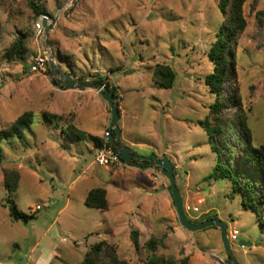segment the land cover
<instances>
[{
  "label": "rangeland",
  "instance_id": "1",
  "mask_svg": "<svg viewBox=\"0 0 264 264\" xmlns=\"http://www.w3.org/2000/svg\"><path fill=\"white\" fill-rule=\"evenodd\" d=\"M34 5L51 15V22L57 19L47 39L44 30H37L40 14ZM243 13L247 26L235 41L236 77L228 82L225 95L237 86L253 143L260 145L264 0H246ZM223 19L219 0H0V129L25 111L35 116L22 139L3 143L0 264H81L100 241L114 245L129 264H147L151 252L145 243L150 238L159 244L157 254L173 257L178 264H228L220 228H185L169 180L160 170L126 162L100 166L93 142L62 133L57 123L65 128L72 123L102 138L111 124V109L95 89L54 85L52 55L57 70L81 81L104 78L116 87L122 142L141 154L166 153L175 165L188 218L224 221L229 236L239 231L230 241L239 263L264 264V225L257 214L242 206L240 195L232 196L230 181L206 180L218 156L199 122L209 118L215 100L206 84L214 69L208 52ZM22 35L25 60L5 58L7 48ZM37 55L46 56L45 71L32 73L30 63ZM157 63L176 71L172 88L153 82ZM235 114V105L224 108L225 118ZM229 143L239 162L242 147L235 131ZM6 169L21 174L16 191L4 189ZM96 187L107 189L108 209L85 204ZM9 197L35 218L12 219ZM133 230L139 231V248L132 241Z\"/></svg>",
  "mask_w": 264,
  "mask_h": 264
},
{
  "label": "trees",
  "instance_id": "2",
  "mask_svg": "<svg viewBox=\"0 0 264 264\" xmlns=\"http://www.w3.org/2000/svg\"><path fill=\"white\" fill-rule=\"evenodd\" d=\"M246 0H219V7L224 16L223 22L213 42L208 56L214 65L213 71L206 77V84L210 92L215 96L214 102L210 105L211 115L199 123L207 129L211 137V149L218 156L213 171L206 177V180H228L232 185V196L240 195L241 204L245 209L255 212L259 222L264 225V143L257 145L253 143L251 129L248 126L247 117L243 110L242 100L238 94L237 86H233L231 94L225 95L228 82L236 77L235 65V41L245 30L247 20L243 13V6ZM34 11L42 14L34 5ZM44 13V12H43ZM25 35L19 36L7 48L4 57L12 60H25L27 54ZM153 82L162 88H172L177 79L176 71L166 63H157L152 74ZM118 99L116 87L111 86L106 79L98 78L97 82H103ZM235 105L236 114L234 118H225L224 108ZM121 112V111H120ZM34 113L25 111L18 116L8 127L0 129V164L4 158L3 143L12 138L22 139L27 130L34 122ZM48 121L53 123L51 115L46 114ZM62 133L70 139L88 140L93 142L95 149L102 146L103 138L88 134L80 130L74 124L69 127H61ZM235 131L242 147V156L239 162H235V154L230 146V135ZM238 142L237 139L233 140ZM226 157L229 161H226ZM123 162H125L122 159ZM246 168L248 169L246 171ZM176 175V171H175ZM21 174L17 169H6L4 171V189L9 192L16 191L19 187ZM171 189V187L169 186ZM108 192L104 187L91 189L85 199V204L98 209H108ZM6 205L9 207L10 216L14 220L29 222L35 218V214H26L21 211L14 198L9 197ZM208 217L198 221V223ZM215 227V226H214ZM131 238L134 245L139 248V231L133 230ZM159 244L154 238H150L145 247L151 252L147 264H178L177 259L156 253ZM186 263V260L182 262ZM81 264H129L122 259L114 245L100 241L91 246L87 251Z\"/></svg>",
  "mask_w": 264,
  "mask_h": 264
},
{
  "label": "water",
  "instance_id": "3",
  "mask_svg": "<svg viewBox=\"0 0 264 264\" xmlns=\"http://www.w3.org/2000/svg\"><path fill=\"white\" fill-rule=\"evenodd\" d=\"M56 21L57 19H55L51 23H48L47 21L44 22V26H45L44 34L46 39L48 38L49 32L51 29H53ZM46 48L52 52L51 45L48 41L46 43ZM50 65L53 74L56 76V79L53 82L54 85L60 88L62 87L78 88V89L92 88L97 90L101 94V96L108 102L111 109L110 145L119 153L120 157L127 164L137 168L160 170L163 173V175L169 180L171 193L175 202L177 214L182 225L191 231L200 230L210 226H215L220 228L221 238L224 245V250L227 255L226 257L228 264H240L233 252L229 240L227 223H225L224 221L218 218H211L198 223H193L188 218L184 208L183 197L176 182L175 165L170 160V158L168 156H163L162 158H160L156 154L141 155L136 153L130 146H127L122 142V129L119 125V120L121 118L119 101L117 100L115 94H113L110 91L109 87L106 84L102 82H97L95 80L84 79L83 81H81L80 78L72 77L71 75L62 71L59 67H57L59 69L57 70L56 64L54 63L53 55L50 60Z\"/></svg>",
  "mask_w": 264,
  "mask_h": 264
},
{
  "label": "built area",
  "instance_id": "4",
  "mask_svg": "<svg viewBox=\"0 0 264 264\" xmlns=\"http://www.w3.org/2000/svg\"><path fill=\"white\" fill-rule=\"evenodd\" d=\"M47 21L51 23L52 17L48 13L40 14L39 20L36 24L37 30L42 32L45 28L44 22ZM46 66V56L45 55H37L33 58L30 63V71L32 73H39L45 71ZM104 143L102 146L95 149L94 157L96 163L100 166L109 167V166H116L123 164L122 158L120 157L119 153L110 145L111 139V131L106 130L103 137ZM41 207L38 206L37 209ZM239 236V231L234 230L230 233L229 240H236Z\"/></svg>",
  "mask_w": 264,
  "mask_h": 264
},
{
  "label": "crops",
  "instance_id": "5",
  "mask_svg": "<svg viewBox=\"0 0 264 264\" xmlns=\"http://www.w3.org/2000/svg\"><path fill=\"white\" fill-rule=\"evenodd\" d=\"M119 108H120V103H119ZM120 115H121V112H120ZM107 130H110V126H108V128H107ZM103 137V136H102ZM122 138H123V130H122ZM136 153H138V154H141V153H139V152H137V151H135ZM150 154V153H149ZM149 154H145V153H142L141 155H149ZM151 154H156L158 157H160V158H162L161 156H166V153H164V154H160V153H151Z\"/></svg>",
  "mask_w": 264,
  "mask_h": 264
}]
</instances>
